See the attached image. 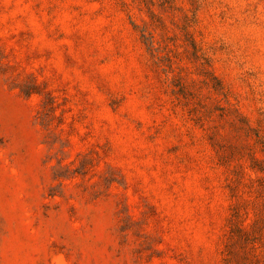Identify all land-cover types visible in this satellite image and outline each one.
Returning a JSON list of instances; mask_svg holds the SVG:
<instances>
[{
    "label": "rangeland",
    "instance_id": "1",
    "mask_svg": "<svg viewBox=\"0 0 264 264\" xmlns=\"http://www.w3.org/2000/svg\"><path fill=\"white\" fill-rule=\"evenodd\" d=\"M263 150L264 0H0V264H264Z\"/></svg>",
    "mask_w": 264,
    "mask_h": 264
},
{
    "label": "trees",
    "instance_id": "2",
    "mask_svg": "<svg viewBox=\"0 0 264 264\" xmlns=\"http://www.w3.org/2000/svg\"><path fill=\"white\" fill-rule=\"evenodd\" d=\"M263 152H264V150H263ZM260 163H261V166L259 167L258 171H259L260 173H264V160H263L262 162H260ZM253 170H255V169L253 168ZM253 228H254V226H253ZM238 231H239L240 233H242V231H244V230L238 228Z\"/></svg>",
    "mask_w": 264,
    "mask_h": 264
}]
</instances>
